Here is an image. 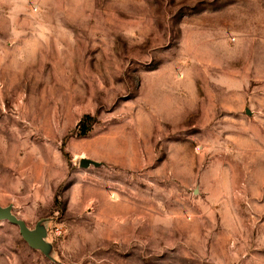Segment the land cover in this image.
Wrapping results in <instances>:
<instances>
[{"label": "rangeland", "instance_id": "obj_1", "mask_svg": "<svg viewBox=\"0 0 264 264\" xmlns=\"http://www.w3.org/2000/svg\"><path fill=\"white\" fill-rule=\"evenodd\" d=\"M0 205V264H264V0H0Z\"/></svg>", "mask_w": 264, "mask_h": 264}, {"label": "water", "instance_id": "obj_2", "mask_svg": "<svg viewBox=\"0 0 264 264\" xmlns=\"http://www.w3.org/2000/svg\"><path fill=\"white\" fill-rule=\"evenodd\" d=\"M88 163H93L94 165L98 164L97 161L87 157H82L80 159L81 166H86ZM1 218H5L10 222L17 224L21 235L30 245L41 246L40 233L38 231L30 230L22 218L17 217L14 213H12L10 206L3 207L0 205V219Z\"/></svg>", "mask_w": 264, "mask_h": 264}, {"label": "trees", "instance_id": "obj_3", "mask_svg": "<svg viewBox=\"0 0 264 264\" xmlns=\"http://www.w3.org/2000/svg\"><path fill=\"white\" fill-rule=\"evenodd\" d=\"M87 118H91V115H89V114H87V115H85V116H83L81 119H80V121H79V125L81 126V123L84 125V121H85V119H87ZM86 129H87V127H83V129H82V131L80 132V133H85L86 132Z\"/></svg>", "mask_w": 264, "mask_h": 264}, {"label": "crops", "instance_id": "obj_4", "mask_svg": "<svg viewBox=\"0 0 264 264\" xmlns=\"http://www.w3.org/2000/svg\"><path fill=\"white\" fill-rule=\"evenodd\" d=\"M228 14H229V12H228ZM231 15H233V16H234V19H235L236 15H235V14H233V13H232ZM237 16H238V15H237ZM232 87H234V86H232Z\"/></svg>", "mask_w": 264, "mask_h": 264}]
</instances>
